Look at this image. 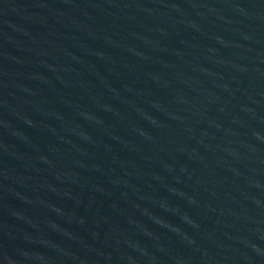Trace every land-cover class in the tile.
<instances>
[{
  "label": "water",
  "instance_id": "95a60500",
  "mask_svg": "<svg viewBox=\"0 0 264 264\" xmlns=\"http://www.w3.org/2000/svg\"><path fill=\"white\" fill-rule=\"evenodd\" d=\"M0 167L109 264H264V0H0Z\"/></svg>",
  "mask_w": 264,
  "mask_h": 264
}]
</instances>
